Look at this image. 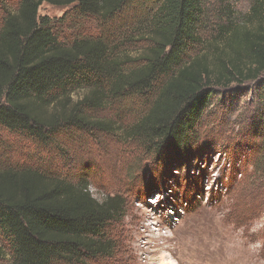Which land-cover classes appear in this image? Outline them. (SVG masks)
<instances>
[{"label": "trees", "instance_id": "1", "mask_svg": "<svg viewBox=\"0 0 264 264\" xmlns=\"http://www.w3.org/2000/svg\"><path fill=\"white\" fill-rule=\"evenodd\" d=\"M44 3L68 9L52 19L40 14ZM205 5L0 0V130L44 147L70 126H88L90 109L104 101L137 105L129 134L144 147L154 145L165 162L180 159L198 142V125L215 94L207 88L213 76L217 85L257 82V129L264 131V0H253L248 19L229 22L206 42ZM82 19L94 20L98 32L59 35ZM132 21L146 27V46L135 57L120 50ZM198 46L204 54H193ZM81 90L87 93L74 101ZM123 214L122 203L98 201L84 181L67 183L31 166L0 170V259L95 264L115 249L111 226Z\"/></svg>", "mask_w": 264, "mask_h": 264}, {"label": "rangeland", "instance_id": "2", "mask_svg": "<svg viewBox=\"0 0 264 264\" xmlns=\"http://www.w3.org/2000/svg\"><path fill=\"white\" fill-rule=\"evenodd\" d=\"M252 1L206 0L203 40L229 22L243 23ZM67 9L44 3L40 14L58 19ZM80 21L61 27L59 35L98 32L94 20ZM124 29L120 50L135 57L146 46V27L132 21ZM216 79L207 85L215 94L198 125V142L180 159L169 156L165 162L154 145L144 147L129 134L137 105L104 101L90 109L88 126H70L44 147L0 130V170L42 168L67 183L84 181L98 201L122 203L124 217L111 226L115 249L95 264H264V131L257 129V82L217 85ZM86 93H75L74 101ZM9 262L8 255L0 259Z\"/></svg>", "mask_w": 264, "mask_h": 264}, {"label": "bare ground", "instance_id": "3", "mask_svg": "<svg viewBox=\"0 0 264 264\" xmlns=\"http://www.w3.org/2000/svg\"><path fill=\"white\" fill-rule=\"evenodd\" d=\"M197 240H199V239H197ZM191 246L193 249H195V247H197V245H195V244H191Z\"/></svg>", "mask_w": 264, "mask_h": 264}]
</instances>
